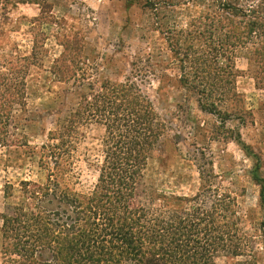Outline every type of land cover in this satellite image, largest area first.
<instances>
[{"label":"trees","instance_id":"obj_1","mask_svg":"<svg viewBox=\"0 0 264 264\" xmlns=\"http://www.w3.org/2000/svg\"><path fill=\"white\" fill-rule=\"evenodd\" d=\"M191 4L202 9L179 28L177 9ZM147 5L153 13V27L175 49L180 82L202 112L224 110L227 117L234 115L237 54H243L250 76L264 89V0L179 4L148 0ZM3 24L0 50L7 44ZM61 45L64 51L54 61L52 74L65 84L87 77L82 69L83 45L68 38ZM33 60V53H0V147L26 146L14 139L11 129L15 112L26 106V78ZM87 90L69 117L56 123L52 146L42 147L41 167L52 164L46 184L21 181L22 203L8 205L0 214L2 251L8 261L215 264L220 256H244L247 237L236 228L237 219L226 197L205 206L199 196L181 199L161 194L147 178L149 162L165 151L166 126L142 87L126 78L123 83L107 81L97 89L88 85ZM88 124L105 128L104 160L93 191L80 195L70 187L66 172L79 127ZM233 141L246 147L240 136ZM254 178L261 185L264 207V179L257 174ZM209 183L210 178L205 181ZM7 187L10 192L6 191L5 198L12 192Z\"/></svg>","mask_w":264,"mask_h":264},{"label":"rangeland","instance_id":"obj_2","mask_svg":"<svg viewBox=\"0 0 264 264\" xmlns=\"http://www.w3.org/2000/svg\"><path fill=\"white\" fill-rule=\"evenodd\" d=\"M153 1L179 4L186 0ZM147 2L0 0V23H4L7 42L0 53L34 55V66L26 78V106L15 112L11 129L14 139L26 146L0 147V214L6 206L22 203L21 181L46 184L52 164L41 167L42 147L52 146L56 123L69 117L80 95L88 93L87 86L97 89L107 81L123 83L132 78L151 98L166 126L165 151L147 166L151 184L166 196H199L205 206L226 197L237 219L236 228L247 237L246 252L238 258L220 256L215 264H264V207L261 185L254 178L257 174L264 179V89L250 76L243 54H237L234 115L227 117L224 110L202 112L180 82L175 49L153 27ZM191 5L177 7L179 28L202 9ZM67 38L84 47L82 69L87 79L65 84L52 74V67ZM78 132L66 173L70 187L87 195L97 183L104 160L106 131L103 126L88 124ZM239 136L246 147L233 141ZM7 186L12 187L9 198H5L6 191L10 192ZM1 227L0 219V264H11L2 251Z\"/></svg>","mask_w":264,"mask_h":264}]
</instances>
